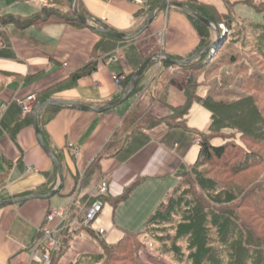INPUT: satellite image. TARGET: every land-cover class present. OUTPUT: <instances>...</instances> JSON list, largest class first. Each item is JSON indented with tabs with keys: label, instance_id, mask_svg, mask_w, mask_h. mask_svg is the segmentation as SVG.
I'll return each instance as SVG.
<instances>
[{
	"label": "crops",
	"instance_id": "crops-1",
	"mask_svg": "<svg viewBox=\"0 0 264 264\" xmlns=\"http://www.w3.org/2000/svg\"><path fill=\"white\" fill-rule=\"evenodd\" d=\"M16 1L26 6L11 9L0 3V12L31 15L45 3ZM148 1L80 0V6L109 28L131 34L145 21L140 13ZM199 40L190 19L176 9L164 10L135 39L102 38L90 28L71 23L22 28L0 22V201L38 195L0 206V264H31L51 211L65 209V227L78 228L77 220L96 199L102 181L108 182L109 190L99 196L104 209L91 229L99 237H81L80 232L60 264L97 250L98 238L116 243L126 231H143L148 216L189 171L200 149L198 129L189 123V117L194 130L164 122L147 129L127 125L128 113L137 105V118L146 114L161 118L170 113V107L158 99L168 81L174 80L169 102L176 105L184 100L185 72L176 73L173 66L164 67L154 60L140 95L114 108L98 112L53 105L59 108L44 125L41 113L43 137L64 176L62 189L46 197L60 186L59 171L39 141L35 113L26 114L20 99L34 95L35 104L42 91L53 88V99L104 106L122 97L119 80L132 76L149 56L161 52L182 56ZM94 59L96 68L72 84L70 78ZM99 156V167L89 175ZM134 182L129 197L116 206L111 198ZM99 228L105 229L104 235L98 234Z\"/></svg>",
	"mask_w": 264,
	"mask_h": 264
},
{
	"label": "trees",
	"instance_id": "trees-1",
	"mask_svg": "<svg viewBox=\"0 0 264 264\" xmlns=\"http://www.w3.org/2000/svg\"><path fill=\"white\" fill-rule=\"evenodd\" d=\"M48 1L49 6L31 15L2 14L0 22L22 28L71 23L90 28L102 38H117L83 24L74 14V0ZM169 1L185 4L220 30L219 19L228 23L227 40L225 43L222 40L218 46L224 45L221 51H228V55L219 58L216 67L232 65L234 74L223 84L210 81L214 69H208L209 62L205 61L213 51L184 67L163 64L164 67H179L186 71L187 82L182 85L183 102L176 105L169 102V87L174 80L168 81L158 99L170 107V113L161 118L151 114L137 118L135 109L126 123L147 129L164 122L169 127L194 130L188 123V116L192 105L199 102L210 111L211 122L206 130H195L200 145L198 157L190 165L189 172L179 178L177 186L148 216L143 231H126L117 243L101 240L102 253L79 254L69 264H145L137 258L136 252L151 240L162 245L159 256L169 258L174 264H264V4L252 7L262 14V21L254 18L240 21L234 16H217L213 6L201 0H149L146 9L140 13L144 19L152 12L156 18L166 9H176L190 19L198 32L200 40L193 53L174 56L161 52L178 60L187 59L207 47L213 41V29L184 9L166 8ZM79 10L90 18L93 25L107 26L81 9L80 0ZM243 53L249 58H242ZM150 66L130 97L139 96L143 91L142 81ZM95 68L94 59L70 78L72 84ZM135 73L119 80L123 87L122 96ZM235 86L239 87L238 91L233 90ZM202 88L206 89L204 93ZM52 90L39 94L33 113L42 103L53 99ZM58 108L46 107L41 124L44 125ZM101 157L92 165L89 175L99 167ZM261 168L262 172L259 171ZM136 184L134 182L120 196L111 198L114 204L117 206L125 201ZM251 202L255 205L252 206ZM83 229L89 236L99 237L84 226L65 227L60 235V248L51 253V264H60ZM153 263L165 264L158 258H153Z\"/></svg>",
	"mask_w": 264,
	"mask_h": 264
},
{
	"label": "rangeland",
	"instance_id": "rangeland-1",
	"mask_svg": "<svg viewBox=\"0 0 264 264\" xmlns=\"http://www.w3.org/2000/svg\"><path fill=\"white\" fill-rule=\"evenodd\" d=\"M201 1L213 6V9L216 11L217 16H220V17L221 16L222 17L223 16H226V17H229V16L233 17L234 16L237 20H240V21L245 20V18H250V19L254 18L255 20H258V21H262L263 20L262 14L258 13L257 10L252 8V7H253V5L254 6H261V4H264V0H228V3H227L226 0H201ZM0 3H3V5H5V4L9 5V7L11 9L12 8H14V9L15 8H22V7L26 6L25 4L21 5L22 3H19L16 0H2V1H0ZM46 6H49V1L48 0H45V3L43 4V7L41 9L45 8ZM0 7L2 8V6H0ZM210 8L212 9V7H210ZM231 8L234 9V12L231 11ZM1 14L2 13L0 12V17H1ZM218 21L219 22H217V23L218 24L220 23L221 30L218 28V26L216 24H214L215 27H216V30L219 31V34L217 35L216 30L213 29L212 39L215 40V39H217L219 37H222L221 41L223 40V42L225 43L226 40H227L226 37L229 34L228 33V23L224 22L222 19H219ZM247 22H249V20H247ZM239 24L240 23H238V25ZM196 47L194 49H192L190 51V53H193L195 51ZM223 47H224V45H223ZM223 47L222 46H221V48L217 47L218 49L215 48V50L213 51L212 55L208 56L207 57V61H205V62H209V64L207 65L208 69H214L211 72L210 81L211 82H216L218 84H223L227 79H229L234 74V67L232 65L224 64V66L222 65V66H220L218 68L216 67L218 65L217 64V62L219 61L218 59L221 58L224 55H228V53H227L228 51L227 52H224V50L221 51L223 49ZM187 54H184V55H187ZM243 57H244V59H248L249 58V56L247 54H245V53H243L242 58ZM252 66L254 67V65H252ZM174 68L177 70L176 73H179L180 70L185 72V77H186V82H187V73H186V71L183 70V69H180L179 67H174ZM152 70H153V68H152ZM155 71L156 70H154L153 73ZM145 80H146V78H144L143 81H142V84L144 85V87H145V82H146ZM238 81H239V79L236 82H238ZM143 90H144V88H143ZM233 90L238 91L239 87L235 86V87H233ZM205 91H206L205 88L201 89L202 93H204ZM135 109H136V113H137L138 109H139V105H137L135 108H131L130 112L128 113V116L131 115ZM188 117H189V123L191 125H194L198 130H205L208 127L209 123H210L211 113L201 103L195 102L192 105L191 109H190ZM255 171L258 172L257 170H255ZM259 171L262 172L263 169L261 168ZM186 174H184V175H186ZM250 204L252 206L255 205V203H253V202H251ZM125 210L128 211L129 207H127L126 209L122 210V213ZM127 214H128V212H127ZM128 217H130V215ZM121 239L118 240L117 242L121 241ZM97 240H98L97 242L95 241L96 245H97V250H94V251L95 252L98 251L99 253L100 252L102 253L103 252V248H102V246L100 244L101 240H104L107 243H110V242H108L106 239H99L98 238ZM161 248H162L161 244H158V243H156V242L151 240L148 244H145V245L141 246L137 250L136 256H137V258L142 260V262H144L145 264H155V263H153V258H158V260H162L165 264H174V263L171 262V260L169 258H167V259L165 258L164 259L161 256H159V254H160L159 250H161ZM128 264H131V263H128Z\"/></svg>",
	"mask_w": 264,
	"mask_h": 264
},
{
	"label": "water",
	"instance_id": "water-1",
	"mask_svg": "<svg viewBox=\"0 0 264 264\" xmlns=\"http://www.w3.org/2000/svg\"><path fill=\"white\" fill-rule=\"evenodd\" d=\"M73 11L74 14L80 19V21L85 24V25H89L92 26L95 29L100 30L101 32L110 34L114 37H117L119 39H135L138 38L139 36H141L146 30L147 28L151 25V23L153 22L154 18H155V12H152L143 22L142 26L138 29V31L134 32V33H126V32H120L117 30H114L112 28H109L108 26H104V25H98L95 26L93 25L92 21L90 20L89 17L85 16L84 14H82L79 10V0H74L73 4ZM166 8L169 7H178L181 9L186 10L188 13H190L193 17H195L196 19L202 21L204 24H206L207 26H209L210 28L216 30L215 25L207 18L202 17L201 15H199L198 13H196L194 10H192L191 8H189L188 6H186L183 3H179V2H167L165 5ZM217 35L219 34V31L216 30ZM222 37H219L215 40H213L207 47H205L203 50L199 51L198 53H196L195 55L187 58V59H183V60H178L175 58H172L171 56L164 54V53H156L153 54L152 56H150L149 58H147L142 65L140 66V68L136 71L135 75L133 76L130 85L128 86V88L125 90L123 96L117 100L111 101L108 104L104 105V106H100V107H96V106H88L85 104H82L80 102H74V101H64V100H58V99H51L49 101H46L44 103H42L39 108L37 109L36 113H35V122H36V132L39 138V141L42 145V147L45 149V151L53 158V160L55 161V164L58 168L59 171V175H60V179H61V184L60 186L55 189L54 191L50 192L49 194L45 195L46 197H50L51 195L56 194L58 191H60L63 187L64 184V176H63V171H62V167L60 165V162L55 158L54 153L52 151V149L48 146V144L46 143L40 125H39V117L41 115V113L43 112V110L51 105H69V106H73L75 108L78 109H82V110H93V111H98V112H102V111H106L108 109L114 108L117 105L121 104L122 102H124L125 100H127L132 91L137 87V85L140 82V79L142 77V75L144 74L146 68L150 65V63L154 60L160 62V63H168L171 65H178L180 67H184L192 62H194L195 60L199 59L200 57H203L204 55H206L207 53H209L210 51H214L215 48H217L221 42ZM38 195H32V196H28V197H23V198H17L14 200H6V201H0V206L1 205H5V204H10L13 202H20L22 200L25 199H29L32 197H36Z\"/></svg>",
	"mask_w": 264,
	"mask_h": 264
},
{
	"label": "built area",
	"instance_id": "built-area-1",
	"mask_svg": "<svg viewBox=\"0 0 264 264\" xmlns=\"http://www.w3.org/2000/svg\"><path fill=\"white\" fill-rule=\"evenodd\" d=\"M163 37V33L159 34ZM3 45V44H2ZM35 96L31 95L24 99H20L19 103L23 107L24 112L30 113L34 108ZM2 115L0 113V121ZM29 170L33 171L35 168L29 167ZM109 190V184L107 181H102L98 187L96 199L90 203L82 216L77 220V225L84 226L92 229L93 223L97 220L104 209V202L99 196L106 194ZM68 212L65 209H58L48 213L46 223L42 229V236L38 242L36 249L34 250L33 261L42 262L44 264H51V253L53 250H57L61 246L60 235L65 228V221L67 220ZM84 230V229H83ZM99 235L105 234L104 228L97 230ZM81 237H88L89 234L84 230L80 233Z\"/></svg>",
	"mask_w": 264,
	"mask_h": 264
}]
</instances>
